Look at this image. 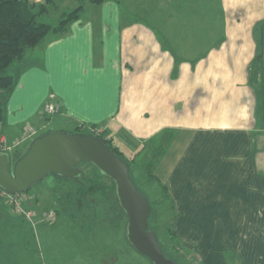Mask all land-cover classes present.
I'll return each mask as SVG.
<instances>
[{
    "label": "crops",
    "instance_id": "0c3cea01",
    "mask_svg": "<svg viewBox=\"0 0 264 264\" xmlns=\"http://www.w3.org/2000/svg\"><path fill=\"white\" fill-rule=\"evenodd\" d=\"M222 6L225 15L201 35L171 12L152 27L124 16L118 0L90 1L65 34L48 35L19 62L14 85L0 92V140L10 148L0 153L22 146L8 153L13 168L38 128L52 124L48 103L76 128L103 129L128 156L153 152L152 139L165 133L155 178L168 188L182 244L201 264H264V77L251 76L257 58L264 66V0ZM164 22L184 26L182 49ZM29 126L37 133L27 135ZM8 207L0 198V219Z\"/></svg>",
    "mask_w": 264,
    "mask_h": 264
},
{
    "label": "rangeland",
    "instance_id": "374dc122",
    "mask_svg": "<svg viewBox=\"0 0 264 264\" xmlns=\"http://www.w3.org/2000/svg\"><path fill=\"white\" fill-rule=\"evenodd\" d=\"M118 2L124 16L128 14L131 18H141L152 27L156 20L168 17L167 14L171 12L170 17L178 18L183 23L186 21L191 27H194V32L198 33L204 32L206 24L213 18L217 19L219 15H225L222 0H118ZM89 5L90 0H59V7L55 9L53 19L57 21L61 12H71L80 6H85L88 11ZM188 20H192L193 23ZM169 26L173 33L167 29ZM163 27L164 35L170 33V36L175 37V45L182 49L180 46H183V42L177 39L180 37L178 29L184 26L170 25V23L168 25L167 22H164ZM200 34L202 35V33ZM217 35L218 33L215 36ZM42 43L43 41L36 49ZM33 49L28 50L25 58L31 54ZM18 64L20 63L12 65L10 69L12 74ZM47 117L52 121V124L47 130L38 128L39 134L36 137L51 130L84 135L88 133L87 130L78 131L73 123L65 120L61 115ZM36 137L28 141L27 144L31 146L37 139ZM165 137L166 134L162 133L160 138L152 139L151 150L153 152L149 150L141 152L137 156V168L134 169V180L143 195L147 196V200L149 199L155 208L152 228L157 230L164 246L169 243L166 225L170 223L169 219L171 218L167 216L168 214L164 216L163 213H169L170 203L164 190L166 184H161L153 178L156 177L154 166L158 163L159 158L163 157L164 144L167 142ZM21 147L17 145L16 149L8 151V153L12 156ZM17 161H13V167ZM80 170L88 178L98 181L109 189L114 188L112 180L98 175L97 170L91 165L83 164ZM150 174L154 177L150 178ZM75 187L77 188V185L71 179L55 174H49L34 184L24 197V208L31 209L36 214L33 221L19 217L15 209L8 207L10 215L0 219V245H2L0 257L3 259L1 261L5 264L6 262L7 264L14 262L16 264H152L146 256L135 250L127 241L125 231L128 220L126 217L117 223L118 226H113L105 220L94 227L85 224L83 229L69 219L58 203L62 198H69ZM30 194H37L38 197L33 205L29 202ZM50 208L57 210L55 219L51 222L42 220L41 214ZM161 212L163 216L159 215ZM157 215L159 218L156 217ZM119 216L121 217L122 214ZM10 222H13V225ZM182 252L188 262L201 264V256L197 250L182 244ZM23 259L25 260L22 262ZM114 259L118 261L112 263Z\"/></svg>",
    "mask_w": 264,
    "mask_h": 264
},
{
    "label": "trees",
    "instance_id": "16d2710c",
    "mask_svg": "<svg viewBox=\"0 0 264 264\" xmlns=\"http://www.w3.org/2000/svg\"><path fill=\"white\" fill-rule=\"evenodd\" d=\"M58 1L59 0H0V92H6L14 85L15 77L10 72V69L13 64L25 58L28 50L37 47L50 34L62 36L68 31L71 24L80 18L83 6L71 12H61L59 19L57 21L54 20L55 9L59 7ZM90 1L95 4H102L106 0ZM262 61V58H257L252 65V80H256L259 76L264 77V66ZM3 113L4 103L3 100L0 99V122ZM77 130L81 131V127H78ZM50 132L51 131L45 132L43 135ZM71 134L99 140L113 155L126 163L130 170L132 181L142 193L134 180V169L137 168V156L140 155L141 152L133 156H128L119 147L115 146L112 138L107 140V136L104 133L99 136H96L91 131H88L86 135L80 133ZM89 165L94 167L92 164ZM94 168L97 170L98 175L106 177L96 167ZM80 169L81 167L79 170ZM149 177L153 178L154 176L150 174ZM66 179H71L76 183L77 188L75 187V190L71 193L69 198L60 199L58 205H60L65 215L82 229L85 227V224L94 227L99 222L105 220L110 222L113 226H118L117 223L125 217L128 220V217L122 210L118 201L116 185L113 181L114 188L109 189L98 181L88 178L83 171H81L80 177ZM153 179L157 181L156 178ZM164 190L168 196L167 186H164ZM31 197L33 199H29V202L33 205L37 200L32 194ZM148 201L152 207V213L149 219L150 230L155 232L164 255L176 261L178 264H192L188 262L185 255H183L182 242L175 231L174 223L177 215L174 211V206L169 207V213H163L164 216L168 214L167 216L171 218L169 219L170 223L166 225L169 243L164 246L163 243H161L157 230L155 231L152 228V218H154L155 208L149 199ZM54 212L56 216L57 210H54ZM121 214L122 216L120 217L119 215ZM163 214L162 212L161 214L159 213L160 216H163ZM159 215L156 217L159 218Z\"/></svg>",
    "mask_w": 264,
    "mask_h": 264
},
{
    "label": "water",
    "instance_id": "95a60500",
    "mask_svg": "<svg viewBox=\"0 0 264 264\" xmlns=\"http://www.w3.org/2000/svg\"><path fill=\"white\" fill-rule=\"evenodd\" d=\"M86 163L115 183L118 201L128 217L126 238L131 246L152 264H178L164 255L150 230L152 207L132 181L128 166L97 139L51 131L38 137L13 168L10 155L0 153V187L9 193H26L49 174L80 177L79 168Z\"/></svg>",
    "mask_w": 264,
    "mask_h": 264
},
{
    "label": "built area",
    "instance_id": "2783aa9c",
    "mask_svg": "<svg viewBox=\"0 0 264 264\" xmlns=\"http://www.w3.org/2000/svg\"><path fill=\"white\" fill-rule=\"evenodd\" d=\"M59 110H60L59 104L48 103L47 105H45L43 113L46 116H53L57 114ZM35 133H37V129L35 127L29 126L26 128L27 135H33ZM92 133H94L96 136H99L102 135L104 132L103 129L101 128H95L94 130H92ZM106 139L108 140L109 137H106ZM5 149L9 150L10 148H5L4 141H2L1 139L0 150H5ZM24 197H25V193H16V194L9 193L0 187V198L6 199L8 203H10V205L13 207V209H15L16 213L22 215L29 221H33L36 214L33 210L24 208ZM29 199H33V198L30 197ZM41 218L49 222L53 221L55 219L54 210L50 209L45 211L44 213L41 214Z\"/></svg>",
    "mask_w": 264,
    "mask_h": 264
}]
</instances>
